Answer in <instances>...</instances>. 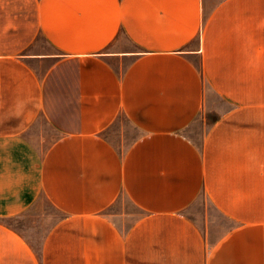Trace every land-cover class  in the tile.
<instances>
[{
  "label": "crops",
  "instance_id": "0c3cea01",
  "mask_svg": "<svg viewBox=\"0 0 264 264\" xmlns=\"http://www.w3.org/2000/svg\"><path fill=\"white\" fill-rule=\"evenodd\" d=\"M0 264H264V0H0Z\"/></svg>",
  "mask_w": 264,
  "mask_h": 264
},
{
  "label": "rangeland",
  "instance_id": "374dc122",
  "mask_svg": "<svg viewBox=\"0 0 264 264\" xmlns=\"http://www.w3.org/2000/svg\"><path fill=\"white\" fill-rule=\"evenodd\" d=\"M209 99L211 100L210 102L213 107L216 105L218 107L220 106L219 99L212 92H209ZM207 110H210V107H208ZM122 120L124 122L126 121L124 116L122 117ZM195 126L196 132H198L199 122H197V125ZM133 135L135 136L137 133L133 131L130 136ZM40 202V207L33 210V212L28 214L26 217H19L14 220H10L11 223L23 228L25 233L30 235L35 243H37L38 247L40 246L45 233H47L53 223L61 217V213L53 208V206H51L44 198H42ZM194 208L197 209L198 220L203 221L204 213L207 210L209 216L212 217L214 224L217 222L216 224H218V227H225L227 225L226 219L211 206L210 202L204 196L199 198ZM107 213L113 220L119 223L121 227L127 228L131 225L133 220L141 214V210L135 206L125 194H122L117 201V204L108 210Z\"/></svg>",
  "mask_w": 264,
  "mask_h": 264
}]
</instances>
